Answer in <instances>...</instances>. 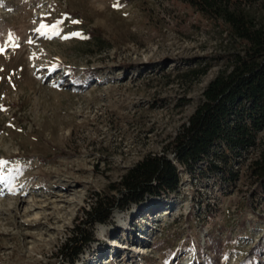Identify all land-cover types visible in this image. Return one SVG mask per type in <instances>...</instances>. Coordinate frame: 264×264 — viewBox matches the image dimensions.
<instances>
[{
  "label": "rangeland",
  "instance_id": "obj_1",
  "mask_svg": "<svg viewBox=\"0 0 264 264\" xmlns=\"http://www.w3.org/2000/svg\"><path fill=\"white\" fill-rule=\"evenodd\" d=\"M245 9L264 28V2ZM0 45V264H66L93 195L166 151L245 48L188 0H0ZM257 143L234 185L184 174L169 199L114 211L75 264H264Z\"/></svg>",
  "mask_w": 264,
  "mask_h": 264
},
{
  "label": "trees",
  "instance_id": "obj_2",
  "mask_svg": "<svg viewBox=\"0 0 264 264\" xmlns=\"http://www.w3.org/2000/svg\"><path fill=\"white\" fill-rule=\"evenodd\" d=\"M188 2L203 15L225 22L245 43L244 51L232 54L231 70L210 82L201 104L166 151L148 154L130 168L111 188L113 194L93 195L82 221L59 250L66 264H75L92 242L94 226L107 223L116 210H129L148 199H169L178 192L184 174L209 175L234 185L240 180L245 156L257 147L264 131V28L245 6L264 0ZM249 169L258 191L264 192V151Z\"/></svg>",
  "mask_w": 264,
  "mask_h": 264
},
{
  "label": "snow or ice",
  "instance_id": "obj_3",
  "mask_svg": "<svg viewBox=\"0 0 264 264\" xmlns=\"http://www.w3.org/2000/svg\"><path fill=\"white\" fill-rule=\"evenodd\" d=\"M35 23V21H33ZM73 23H79V21H73ZM37 32H39L42 35L47 36L48 33L51 31L56 35H59V24L55 25V26H49L46 24H41L40 27L38 29H36ZM10 35H14V34H10ZM65 39H67L68 37H64ZM4 50V46L0 45V52H2ZM2 110V109H0ZM7 162L0 160V166H3L4 164H6Z\"/></svg>",
  "mask_w": 264,
  "mask_h": 264
}]
</instances>
